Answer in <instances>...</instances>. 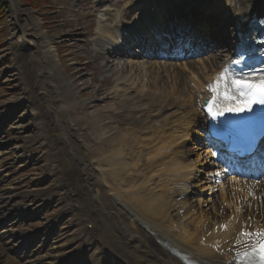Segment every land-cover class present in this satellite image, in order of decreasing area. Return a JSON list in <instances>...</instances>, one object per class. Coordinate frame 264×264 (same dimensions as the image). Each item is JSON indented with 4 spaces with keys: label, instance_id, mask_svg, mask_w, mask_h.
Segmentation results:
<instances>
[{
    "label": "bare ground",
    "instance_id": "obj_1",
    "mask_svg": "<svg viewBox=\"0 0 264 264\" xmlns=\"http://www.w3.org/2000/svg\"><path fill=\"white\" fill-rule=\"evenodd\" d=\"M209 3L213 15L231 13L232 22H241L264 0ZM144 9L129 1L115 14L104 9L106 22L112 23L98 21L93 51L104 71H116L118 76L106 91L105 98L113 101L92 109L93 101L78 95L71 79L56 65L45 32L14 5L11 49L17 50V56L25 51L19 59L24 65L17 61L15 69L24 81V66L32 80L21 84L18 100L0 102V124L12 116L15 129L26 132L15 139L16 159L23 162L32 152L48 149L56 175L48 186L43 187L46 180H40L42 187L21 191L18 178L3 176L11 162L3 158L4 145L13 141L0 139V264H74L80 250L91 252L81 264H187L182 256L195 264H230L260 242L264 178H212L217 164L203 133L204 115L199 109V103L210 95L201 85L216 73L214 63L229 52V46L217 49L211 45L216 49L213 55L196 59L188 55L181 62L168 54L154 59L139 55L127 61L108 56L112 48L120 51L126 43L117 28L128 30L123 25L126 18ZM200 29L209 32L207 27ZM31 99L36 102L32 104ZM20 109L26 112L19 113ZM190 134L194 144H200L193 149L186 139ZM33 140L39 149L27 153ZM193 151L198 152L196 159L189 158ZM207 165L208 180H198ZM7 180L10 183L5 184ZM196 190L208 194L200 199L206 209L193 203ZM16 197L33 200L22 209L20 204L11 205ZM55 197L63 201V207L43 225L49 237L69 213L73 218L68 220L80 224L64 244L49 243L35 235L39 229L29 231L19 225L31 218L34 206L50 205Z\"/></svg>",
    "mask_w": 264,
    "mask_h": 264
},
{
    "label": "rangeland",
    "instance_id": "obj_2",
    "mask_svg": "<svg viewBox=\"0 0 264 264\" xmlns=\"http://www.w3.org/2000/svg\"><path fill=\"white\" fill-rule=\"evenodd\" d=\"M5 1V10L0 13V102L7 98L18 100L22 94L21 84L25 81L32 80V78H30L31 71L24 66L21 72L24 81L20 78L18 71L15 69L18 64L17 61H19L24 54L21 52L22 56H17L15 54L17 50L11 49L9 36L14 26L11 23L10 17L14 10V5L17 6V9H20L19 12L24 18L27 19L24 15H28V18L35 20L40 29L45 32L48 46L52 50V54H54L56 65L60 67L61 72L64 73L66 77L71 79V83L75 86V91L78 95L93 101V103H89L92 109L95 107L98 108L106 102L109 103L113 101L112 98L110 100L105 98L106 91L114 84L118 72H105L101 60L95 57L91 52L90 46L92 43L86 40L87 36L90 38L93 36L95 21L97 19L95 14H98L95 12L98 0H40V4L36 8H31L26 0H13L15 4L10 0ZM99 1H104L106 8H112L114 10L112 14H115L117 9H120L123 3L128 0H122L124 2L121 0ZM186 1L187 6L201 4V7H203L206 0ZM201 7L195 6L190 13L201 11ZM188 8L190 7H185L186 10H188ZM189 24V28L191 29L189 32L190 37L197 38L199 36L198 33L201 32L199 26L202 25L206 27L207 24L209 29V32L208 30L206 31L208 33L207 38L216 44V46L222 44L219 36H212L210 33V31L213 30L218 32V30L222 31L223 29L222 26L216 22L214 17L204 16L202 19L189 20ZM22 61H19V63L21 64ZM22 65L24 64L22 63ZM106 66L108 68L111 67V65L107 63ZM79 67L80 69H78ZM24 85H26V83H24ZM46 87H48V85L43 86L44 89L40 91H44ZM25 112L26 109H23L22 114ZM10 123L11 124L5 123L1 128V131L5 132L2 133L4 137L3 140L13 141L12 143L9 142L4 145L6 149H4L3 158L11 160V162L3 171V176L8 175L10 179L18 178L21 191L36 190V187H42L40 183L45 180L46 184L43 187L48 186L49 183L54 181L53 179L56 175L54 173V163L51 162L49 158V150L40 148L37 153L32 154L33 157H31V159L18 163L14 153L16 145L15 139L19 136L26 135V132L23 130H16L13 121H10ZM36 142V140L31 142L28 149L29 151H34V147H39V145L33 144ZM194 146V143L189 144L191 149H193ZM197 154L196 151H193L190 158L196 159ZM206 170V168L203 169V172L198 175V180H208L209 175ZM1 176L0 174V177ZM7 183L10 182L7 180L5 184ZM192 195V201L197 205L196 207L206 209V207L203 206V201L200 199H204L208 194L200 193L199 190H196ZM30 200H33V198L16 197L11 202V205L16 207L17 204L30 202ZM62 202L63 201L60 200L59 197H55L50 205H46L40 209L36 208L37 205L34 206L31 218L22 221L23 228L33 230L37 227L39 229L40 227H44L43 225L46 220L51 215L59 212L63 207ZM72 218L73 215L69 213L67 218L60 220V224L58 223L55 231V242L64 244L69 235H73L80 227V224L76 226L72 224V221L68 220ZM81 241L82 240L79 239L77 244H80ZM90 254V250L78 251L75 256L76 259L74 264H81Z\"/></svg>",
    "mask_w": 264,
    "mask_h": 264
},
{
    "label": "snow or ice",
    "instance_id": "obj_3",
    "mask_svg": "<svg viewBox=\"0 0 264 264\" xmlns=\"http://www.w3.org/2000/svg\"><path fill=\"white\" fill-rule=\"evenodd\" d=\"M221 82H224L223 85ZM208 90L213 93L208 102V112L213 118L225 112L251 111L253 104L264 105V80L255 83L246 79H232L229 83L226 74L221 73L217 82L209 85ZM261 118L264 119V114ZM242 235L251 236L250 233ZM257 237L260 241L259 247L253 246L251 251L245 252L243 256L250 260L258 258L259 264H264V233L257 234Z\"/></svg>",
    "mask_w": 264,
    "mask_h": 264
},
{
    "label": "trees",
    "instance_id": "obj_4",
    "mask_svg": "<svg viewBox=\"0 0 264 264\" xmlns=\"http://www.w3.org/2000/svg\"><path fill=\"white\" fill-rule=\"evenodd\" d=\"M4 7V0H0V10H2Z\"/></svg>",
    "mask_w": 264,
    "mask_h": 264
}]
</instances>
